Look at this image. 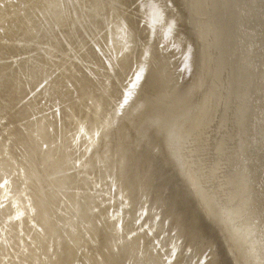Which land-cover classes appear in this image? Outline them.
Returning <instances> with one entry per match:
<instances>
[{
    "label": "bare ground",
    "instance_id": "1",
    "mask_svg": "<svg viewBox=\"0 0 264 264\" xmlns=\"http://www.w3.org/2000/svg\"><path fill=\"white\" fill-rule=\"evenodd\" d=\"M0 264H264V0H0Z\"/></svg>",
    "mask_w": 264,
    "mask_h": 264
},
{
    "label": "snow or ice",
    "instance_id": "2",
    "mask_svg": "<svg viewBox=\"0 0 264 264\" xmlns=\"http://www.w3.org/2000/svg\"><path fill=\"white\" fill-rule=\"evenodd\" d=\"M138 78H139V76H138Z\"/></svg>",
    "mask_w": 264,
    "mask_h": 264
}]
</instances>
